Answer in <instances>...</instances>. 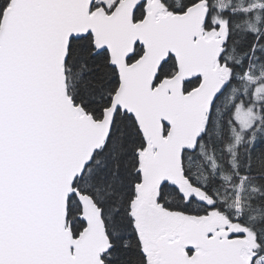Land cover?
Masks as SVG:
<instances>
[{
	"label": "snow or ice",
	"instance_id": "1",
	"mask_svg": "<svg viewBox=\"0 0 264 264\" xmlns=\"http://www.w3.org/2000/svg\"><path fill=\"white\" fill-rule=\"evenodd\" d=\"M0 264H264V0H0Z\"/></svg>",
	"mask_w": 264,
	"mask_h": 264
}]
</instances>
